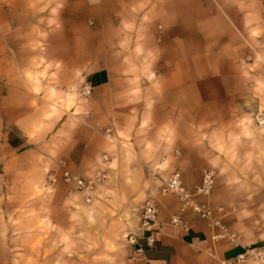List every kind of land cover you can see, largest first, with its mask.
I'll return each instance as SVG.
<instances>
[{"label": "crops", "instance_id": "0c3cea01", "mask_svg": "<svg viewBox=\"0 0 264 264\" xmlns=\"http://www.w3.org/2000/svg\"><path fill=\"white\" fill-rule=\"evenodd\" d=\"M6 1L7 17L5 22L0 20V28L6 27L7 44L3 46L0 33V94L5 92L9 100L23 82L24 72L17 66L21 52L10 35L11 27L21 26L29 27V40L44 28L48 49L43 54L54 63L59 81L64 76L68 77L64 81L92 87L89 100L75 105L83 107V115L76 116L72 106L70 115L61 116L46 132L38 148L44 169L58 172V159H65L70 170L85 178L98 169L99 154L108 151L112 156L108 167L151 171L168 154L169 169L178 168L189 188L200 182L206 169H214L218 173L212 193L197 200L214 210L222 206L224 224L233 232L247 233L245 240L259 243L255 250L264 253V130L253 135L237 117L228 136L227 158L218 150V132L212 125L222 122V112L228 108L249 104L255 93L239 66L248 54H260L255 42L264 43V33L261 39L255 38L254 24L248 21V11L255 6L252 0H236L230 6L223 0H215L217 6L212 0H53L49 8L41 9L39 0ZM15 12L27 13L28 19L16 18ZM152 59L160 63L149 68L146 63ZM151 75H160L159 81ZM8 100L7 116L14 115L17 105L11 108ZM145 121L148 129L142 128ZM131 122L128 133L126 125ZM9 123L20 124L15 119ZM159 123H171L175 133L156 148ZM191 124L200 125L195 130ZM120 132L129 140H122ZM30 154L25 150L22 156ZM125 156L133 157L132 164L123 161ZM157 179L148 180L155 185ZM126 185L122 177V186ZM148 199L140 196L131 203L142 209ZM154 201L159 219L153 229L155 241L152 246L146 243L147 233L140 229V217L136 218L129 233L137 237V243H127L123 264H213L210 247L219 257L230 258L248 245L229 240L213 244V230L190 213L186 214L191 220L188 231L172 224L171 217L180 213L173 193ZM254 218H261V228L255 226ZM140 244L143 253L137 252ZM131 257L135 259L130 261ZM243 264L260 262L250 257Z\"/></svg>", "mask_w": 264, "mask_h": 264}, {"label": "rangeland", "instance_id": "374dc122", "mask_svg": "<svg viewBox=\"0 0 264 264\" xmlns=\"http://www.w3.org/2000/svg\"><path fill=\"white\" fill-rule=\"evenodd\" d=\"M238 1L242 3L245 0ZM252 1L255 6L248 11V21L254 24L253 36L261 39L264 33V10L261 8L264 0ZM212 2L217 6L215 0ZM223 2L230 6L235 5L236 0ZM256 3L260 6H256ZM38 4L40 9L49 8L53 0H39ZM6 6L7 1L0 0L2 22L7 17ZM35 9L33 16L37 19V7ZM176 12L174 9L173 14L176 15ZM15 16L28 19L27 13L23 16L15 12ZM184 18L187 20L188 16ZM0 29L5 47L6 27ZM43 29L32 41L29 40V27L10 29L11 39L16 41L15 46L21 52L17 66L24 74L20 76L23 82L13 92V97L8 100L5 92L0 94V264H123L130 226L136 218L140 217L141 220L142 209L131 202H137L140 196L153 200L163 196L161 188L174 172L169 169V155H162L155 170L139 172L130 167L118 171L117 168L108 167L112 156L108 151H102L99 154L98 169L85 175L87 179L93 178L99 171L106 175L95 184L91 195L76 190L73 183L65 180L64 170L69 169L65 159H58V172L51 168L44 169L38 148L42 146L46 132L51 130L61 116L68 117L72 106L76 116L83 115V107L76 108L75 105L87 102L92 92L90 95L83 93L87 83L75 85L64 81L68 79L64 76L62 82L58 80L52 69L54 63L43 54L48 49V36L44 35ZM254 46L260 54H248L239 65L247 82L254 84L253 99L242 108H228L227 113L222 112V122L212 124L218 132V150L227 158L230 150L228 136L235 128L234 120L237 117H241L242 127L253 135H260L264 130V126L252 120L255 112L264 110V43L255 42ZM157 61L149 60L146 65L149 68L156 67ZM159 77L151 75L154 81H159ZM6 100L11 108L16 107L14 115L7 116ZM12 119L20 124H10ZM141 125L144 129L150 126L146 121ZM198 125L191 124V128L196 130ZM126 127L130 133L133 122ZM173 132L171 123H159L155 129V147L160 148L159 143ZM119 136L122 140H129V136L125 137L122 132ZM112 144H116V141ZM25 150L31 151V154L22 156ZM123 161L132 164L133 157L125 156ZM214 171L217 177L218 172ZM151 176L158 178L155 185L148 180ZM122 177H125L126 186H122ZM254 223L259 228L263 226L261 218H254ZM235 233L239 242H245L247 247L255 248L259 245L246 241L247 233Z\"/></svg>", "mask_w": 264, "mask_h": 264}, {"label": "built area", "instance_id": "2783aa9c", "mask_svg": "<svg viewBox=\"0 0 264 264\" xmlns=\"http://www.w3.org/2000/svg\"><path fill=\"white\" fill-rule=\"evenodd\" d=\"M91 92L92 87L86 84L83 93L85 95H90ZM254 118L258 125H264L263 113H257ZM107 134L110 135V130H108ZM105 176L104 172L99 171L96 176L87 179L71 172L69 169L64 170L65 180L73 183L78 190L88 192L89 195L93 192L95 184L100 182ZM215 179V171L213 169H206L202 174L200 182L194 188H189L184 184L181 172L178 170L174 171L161 188V193L163 195L173 193L179 201L180 213L172 216L170 222L188 231L191 227V220L186 217V214L190 213L203 220L205 224L213 230L211 235L213 244L222 240H229L234 244H239L240 242L237 234L224 224L220 216L224 208L219 206L214 210L209 205L197 200L198 197H208L212 193L215 187ZM88 200H90V198H88ZM158 224V207L153 199H148L142 206L140 229L144 233H147L145 234V240L150 246H152L155 241L153 229ZM127 237L130 244L137 243V237L134 234L129 233ZM143 250V245L140 244L137 252L143 253ZM208 253L214 260L213 264H243L250 257L255 258L260 264H264V253L256 251L255 248L250 246L230 258L219 257L212 247L208 249ZM134 259V257H131L130 261Z\"/></svg>", "mask_w": 264, "mask_h": 264}]
</instances>
